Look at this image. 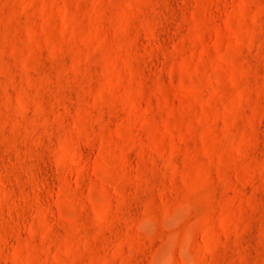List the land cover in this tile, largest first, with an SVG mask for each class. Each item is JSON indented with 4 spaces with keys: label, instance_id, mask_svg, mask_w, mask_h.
Segmentation results:
<instances>
[{
    "label": "rangeland",
    "instance_id": "1",
    "mask_svg": "<svg viewBox=\"0 0 264 264\" xmlns=\"http://www.w3.org/2000/svg\"><path fill=\"white\" fill-rule=\"evenodd\" d=\"M0 264H264V0H0Z\"/></svg>",
    "mask_w": 264,
    "mask_h": 264
}]
</instances>
